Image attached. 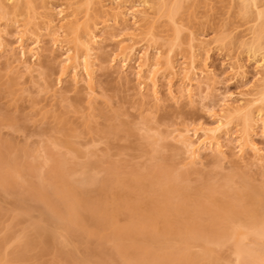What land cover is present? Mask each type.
<instances>
[{"label":"rangeland","instance_id":"1","mask_svg":"<svg viewBox=\"0 0 264 264\" xmlns=\"http://www.w3.org/2000/svg\"><path fill=\"white\" fill-rule=\"evenodd\" d=\"M211 5L213 8L209 10ZM228 8V0H184L180 16L187 25L197 32H206L209 37H216L221 29L237 27L235 39H239L248 24L236 14L238 8L231 10V17L224 23ZM105 44L100 52L102 68L97 73L100 95L93 109L87 107L83 91L69 94L64 101L51 99L39 80H31L29 75L6 76L0 71V264H121L116 251L119 241L123 251L134 258L158 247L160 254L165 253L157 241L164 235L173 240L175 233L186 225L206 232L219 229L226 226V219L222 213L213 218L211 209L215 211L218 204L246 206L245 201L234 202L220 191L215 192L212 200L206 185L222 182L229 175L236 181L244 175L262 188L259 198L264 201V168H234L228 163L221 166L210 158L203 166L191 168L170 134L176 124L185 120L194 127L199 123L216 125L214 113L220 111L222 99L228 95L242 97L248 89L245 82H252L256 68L240 42L228 45L229 50H215L207 58L216 79L215 91L208 99L190 106L167 104L156 112L148 110L138 99V59L128 64L127 82H121L115 78L121 60L111 66L109 62L117 40ZM63 52L57 49L56 59L45 67L50 84L56 82ZM236 60L247 70L244 81L234 75L232 66ZM159 84L162 91L169 85L166 78H160ZM179 84L177 77L172 79L174 90ZM67 85L68 81L61 90ZM147 127L151 128L154 139L160 137L157 143L147 138ZM238 133L239 126L232 125L231 141H226L231 147ZM254 139L264 147L260 127ZM88 163L93 165L94 179L82 191L77 181ZM179 171H185L182 183L188 192L182 204L187 206L189 214L166 212L162 208L164 198L153 182L155 176L166 173L175 176ZM138 176L143 177L140 184L136 182ZM39 183L48 190L55 187L66 190V217L69 198L76 202L78 220L67 223L66 229L50 225L53 233L63 235V242L54 236L41 238L33 229L40 213L27 207L41 203L39 195H35V185ZM70 187H74L72 192ZM19 198H26L22 209ZM54 200L55 207L64 208L56 197ZM203 206L210 211L201 210ZM104 208L111 218L108 221L99 217ZM153 215L156 219L150 222ZM144 222L148 232L145 237L139 233ZM168 222L172 223L169 233ZM130 225L136 226L132 237L115 238L116 233ZM23 243L26 246L19 257ZM204 246L203 240L197 241L184 260L202 263ZM231 246L227 242L218 248L223 257L221 264L232 263Z\"/></svg>","mask_w":264,"mask_h":264},{"label":"bare ground","instance_id":"2","mask_svg":"<svg viewBox=\"0 0 264 264\" xmlns=\"http://www.w3.org/2000/svg\"><path fill=\"white\" fill-rule=\"evenodd\" d=\"M183 2L0 0V71L6 76L29 75L31 80H39L51 99L64 101L69 94L83 91L87 107L93 109L100 95L97 86V73L102 68L100 52L107 46L105 42L117 40L109 61L110 66L117 60L122 62L115 71V78L127 82L126 68L137 58L138 99L148 110L156 112L167 104L190 106L208 99L215 91L216 79L207 65V58L215 50H229L228 45L240 42L256 68L252 82H245L248 89L242 97L228 95L222 99L220 111L214 113L216 125L209 127L199 123L194 127L185 120L176 124L170 134L191 168L203 166L210 158L221 166L228 163L234 168L256 166L262 169L264 147L257 144L254 136L259 127L264 135V0H228L229 8L223 22L229 20L232 9L238 8L236 14L248 24L239 39H235L237 27L221 29L216 37L197 32L180 16ZM212 8V5L208 7L209 10ZM57 49L64 51L63 58L58 63L56 82L50 84L45 67L56 59L54 52ZM234 63L235 77L246 80L244 64L238 60ZM175 77L180 81L176 90L171 86ZM160 78L168 80L165 91L160 88ZM67 81L69 85L62 91L61 87ZM234 124L239 126V133L231 147L228 142ZM150 131L147 127V138L153 144L157 143L160 137L154 139ZM59 165H62L61 161ZM92 167L90 163L83 166L82 176L77 181L82 191L94 179ZM185 171H179L175 176L168 173L153 175V182L164 198L162 208L166 212L189 214L187 206L182 204L188 192L182 183ZM59 175L63 174L60 172ZM61 178L63 180V176ZM142 178L138 176L136 182L140 184ZM8 188L5 186V190ZM69 189L72 192L74 187ZM206 189L212 200L215 192L220 191L234 202L245 201L247 204L238 207L218 204L215 211L211 209L213 218L222 213L226 219V226L219 229L206 232L200 227L186 225L175 233L173 240L164 235L157 240L165 249L162 254L158 247L134 258L123 251L119 241L116 251L121 264H221L223 257L217 250L227 242L232 245L231 264H264V201L259 198L263 194L262 188L244 175L239 181L229 175L222 182L206 185ZM36 194L41 203L27 207L36 208L40 213L39 221L33 224L35 233L41 238L54 236L63 242V235L53 233L50 225L66 229L67 223L78 220L76 202L73 197L69 198L66 217V190L58 187L48 190L39 183L35 185ZM55 197L64 208L54 206ZM25 201L26 198L18 199L21 209ZM201 210L210 211L206 206ZM100 211V219H111L105 208ZM155 219L154 215L149 217L150 222ZM145 224L139 231L143 237L148 235ZM171 224L166 223L167 233L171 232ZM135 230L136 226L130 225L116 233L115 238L132 237ZM200 240L205 245L202 263L185 261L192 246ZM25 246V243L21 245L19 257L23 256Z\"/></svg>","mask_w":264,"mask_h":264}]
</instances>
